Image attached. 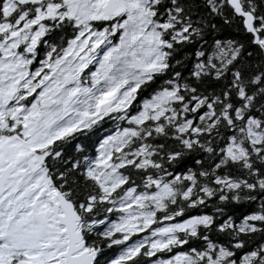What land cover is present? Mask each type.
I'll list each match as a JSON object with an SVG mask.
<instances>
[{
    "label": "snow or ice",
    "instance_id": "6c2138e0",
    "mask_svg": "<svg viewBox=\"0 0 264 264\" xmlns=\"http://www.w3.org/2000/svg\"><path fill=\"white\" fill-rule=\"evenodd\" d=\"M0 264H264V0H0Z\"/></svg>",
    "mask_w": 264,
    "mask_h": 264
}]
</instances>
